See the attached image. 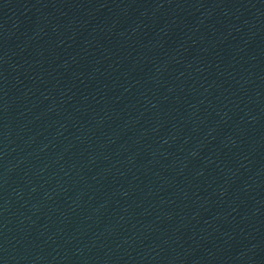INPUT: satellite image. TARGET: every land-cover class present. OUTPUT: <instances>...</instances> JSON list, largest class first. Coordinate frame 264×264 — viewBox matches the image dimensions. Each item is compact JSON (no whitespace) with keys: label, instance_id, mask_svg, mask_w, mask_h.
I'll list each match as a JSON object with an SVG mask.
<instances>
[{"label":"water","instance_id":"95a60500","mask_svg":"<svg viewBox=\"0 0 264 264\" xmlns=\"http://www.w3.org/2000/svg\"><path fill=\"white\" fill-rule=\"evenodd\" d=\"M219 264H264V0H223Z\"/></svg>","mask_w":264,"mask_h":264}]
</instances>
